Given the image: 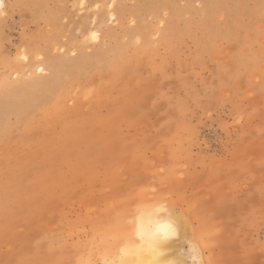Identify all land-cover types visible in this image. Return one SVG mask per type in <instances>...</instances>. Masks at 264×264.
<instances>
[{
  "label": "rangeland",
  "instance_id": "obj_1",
  "mask_svg": "<svg viewBox=\"0 0 264 264\" xmlns=\"http://www.w3.org/2000/svg\"><path fill=\"white\" fill-rule=\"evenodd\" d=\"M3 12L0 264H98L162 197L205 264H264V0Z\"/></svg>",
  "mask_w": 264,
  "mask_h": 264
},
{
  "label": "clouds",
  "instance_id": "obj_2",
  "mask_svg": "<svg viewBox=\"0 0 264 264\" xmlns=\"http://www.w3.org/2000/svg\"><path fill=\"white\" fill-rule=\"evenodd\" d=\"M117 223L112 246L99 254L98 264H205L201 243L166 197L136 202Z\"/></svg>",
  "mask_w": 264,
  "mask_h": 264
},
{
  "label": "bare ground",
  "instance_id": "obj_3",
  "mask_svg": "<svg viewBox=\"0 0 264 264\" xmlns=\"http://www.w3.org/2000/svg\"><path fill=\"white\" fill-rule=\"evenodd\" d=\"M51 62H52V61H51ZM53 62H54V60H53ZM53 62H52V63H53ZM51 65H53V64H51ZM41 84L43 85V83H41ZM41 84H40V85H41ZM45 84H46V83H45ZM7 85H9V84H7ZM7 95H8V94H7ZM2 205H3V204H2ZM1 209H2V208H1Z\"/></svg>",
  "mask_w": 264,
  "mask_h": 264
}]
</instances>
